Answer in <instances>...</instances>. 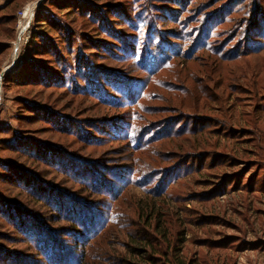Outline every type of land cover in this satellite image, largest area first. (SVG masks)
Segmentation results:
<instances>
[{
  "label": "rangeland",
  "instance_id": "1",
  "mask_svg": "<svg viewBox=\"0 0 264 264\" xmlns=\"http://www.w3.org/2000/svg\"><path fill=\"white\" fill-rule=\"evenodd\" d=\"M11 1L0 264H264V0Z\"/></svg>",
  "mask_w": 264,
  "mask_h": 264
},
{
  "label": "built area",
  "instance_id": "2",
  "mask_svg": "<svg viewBox=\"0 0 264 264\" xmlns=\"http://www.w3.org/2000/svg\"><path fill=\"white\" fill-rule=\"evenodd\" d=\"M38 6L39 3H33L16 13V36L15 39L11 42L13 54L10 61V64L11 62L15 63V68H17L20 62L21 52L25 49L27 43L29 42L28 37L31 33V26L34 21ZM0 79H2L1 76Z\"/></svg>",
  "mask_w": 264,
  "mask_h": 264
},
{
  "label": "trees",
  "instance_id": "3",
  "mask_svg": "<svg viewBox=\"0 0 264 264\" xmlns=\"http://www.w3.org/2000/svg\"><path fill=\"white\" fill-rule=\"evenodd\" d=\"M12 1L10 0L7 5H5L3 8H1V12H3V17L2 18H5L2 22L5 23V20H9V22H6L5 25L7 27L8 30H11L12 31V35H14V39H15V36H16V31H15V26H16V14L13 16L14 18L13 19H9L8 17H10V15H7L9 14V11L11 10V7H10V3ZM13 24V27H9ZM13 39V40H14ZM12 40V41H13ZM11 41V42H12ZM11 42H8L10 43L7 44L8 45V49L10 50V47H11ZM7 48V47H5ZM12 48V47H11ZM152 217V216H151ZM150 217V219H151ZM149 219V220H150ZM156 234L155 235H142L140 236L142 239H144L145 241L143 242V244L145 246H149L151 248V241L154 240L156 241V239H161L162 242H165L167 241V233L166 232H160L159 231V227L156 229ZM133 233V232H132ZM184 241L181 242V244L183 243ZM180 249H181V246L179 248H176L178 254L180 252ZM154 252L153 253H158V251L156 250H153ZM152 253L151 257H152V260H150L149 262L147 261H144V263H147V264H185L183 262H180V257L179 255L177 257H175L173 260H170L169 257L166 258V261H162V259L164 258V254L167 253V251L165 253H160L158 257L154 256ZM186 264H193L192 262H188Z\"/></svg>",
  "mask_w": 264,
  "mask_h": 264
},
{
  "label": "bare ground",
  "instance_id": "4",
  "mask_svg": "<svg viewBox=\"0 0 264 264\" xmlns=\"http://www.w3.org/2000/svg\"><path fill=\"white\" fill-rule=\"evenodd\" d=\"M24 51H25V49L22 52H24ZM14 65H15V63H13V62H11V64H9V65H7V63L5 64L4 68L0 72V76L2 77V79L6 73H10L13 69H15ZM9 66H10V68H9ZM2 79H0V90L2 88V84H1Z\"/></svg>",
  "mask_w": 264,
  "mask_h": 264
}]
</instances>
